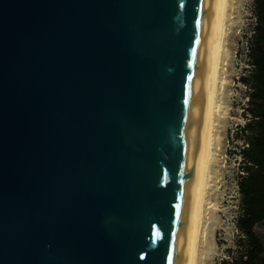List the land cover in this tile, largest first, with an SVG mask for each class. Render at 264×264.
Listing matches in <instances>:
<instances>
[{
    "label": "water",
    "instance_id": "95a60500",
    "mask_svg": "<svg viewBox=\"0 0 264 264\" xmlns=\"http://www.w3.org/2000/svg\"><path fill=\"white\" fill-rule=\"evenodd\" d=\"M222 0H0V264H191Z\"/></svg>",
    "mask_w": 264,
    "mask_h": 264
},
{
    "label": "rangeland",
    "instance_id": "374dc122",
    "mask_svg": "<svg viewBox=\"0 0 264 264\" xmlns=\"http://www.w3.org/2000/svg\"><path fill=\"white\" fill-rule=\"evenodd\" d=\"M229 34L226 44L224 87L220 92V117L217 127V163L206 213L208 226L203 239L200 264H225L237 253L240 233L236 222L241 215L239 180L243 175L240 151L244 140L241 128L247 123L245 109L250 88L241 78L252 71L249 63V41L257 25L255 0H231ZM264 242V223L256 227ZM205 231V229H204Z\"/></svg>",
    "mask_w": 264,
    "mask_h": 264
},
{
    "label": "trees",
    "instance_id": "16d2710c",
    "mask_svg": "<svg viewBox=\"0 0 264 264\" xmlns=\"http://www.w3.org/2000/svg\"><path fill=\"white\" fill-rule=\"evenodd\" d=\"M256 27L249 41L253 67L241 81L250 88L245 109L247 123L241 128L245 145L240 151L243 175L239 180L241 215L236 222L240 236L237 253L225 264H264V242L256 227L264 223V0H255Z\"/></svg>",
    "mask_w": 264,
    "mask_h": 264
},
{
    "label": "bare ground",
    "instance_id": "6f19581e",
    "mask_svg": "<svg viewBox=\"0 0 264 264\" xmlns=\"http://www.w3.org/2000/svg\"><path fill=\"white\" fill-rule=\"evenodd\" d=\"M231 0H222L218 40L216 57L213 67V92H212V103H211V114L210 123L208 131V139L204 152L203 162H202V184L199 196V211L196 225V234L191 258V264H200L202 253V244L206 229L208 226V220L206 213L209 210L210 200L209 194L212 188L213 178H214V168L217 163V127H218V117H220V102L219 96L220 92L224 87V66L226 63V44L229 34V22H230V10H231ZM205 229V231H204ZM204 249V248H203Z\"/></svg>",
    "mask_w": 264,
    "mask_h": 264
}]
</instances>
